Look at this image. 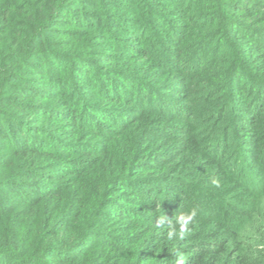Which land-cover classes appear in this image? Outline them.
<instances>
[{"label":"trees","instance_id":"1","mask_svg":"<svg viewBox=\"0 0 264 264\" xmlns=\"http://www.w3.org/2000/svg\"><path fill=\"white\" fill-rule=\"evenodd\" d=\"M177 253L264 264V0H0V264Z\"/></svg>","mask_w":264,"mask_h":264},{"label":"clouds","instance_id":"2","mask_svg":"<svg viewBox=\"0 0 264 264\" xmlns=\"http://www.w3.org/2000/svg\"><path fill=\"white\" fill-rule=\"evenodd\" d=\"M212 184L215 187L220 186V181L218 178L212 180ZM198 208L193 207L187 212H179L175 217V224H173L172 219H169L165 214L161 215L157 221L156 226L158 228L167 227V239L172 241L174 239L184 240L189 234L190 225L194 222L195 217L198 215ZM178 225V227H177ZM186 257L183 253H177L174 260L170 261L169 264H185Z\"/></svg>","mask_w":264,"mask_h":264}]
</instances>
